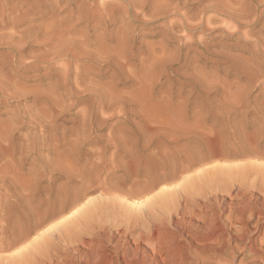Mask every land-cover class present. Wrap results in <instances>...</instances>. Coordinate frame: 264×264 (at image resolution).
I'll return each instance as SVG.
<instances>
[{"label": "bare ground", "instance_id": "1", "mask_svg": "<svg viewBox=\"0 0 264 264\" xmlns=\"http://www.w3.org/2000/svg\"><path fill=\"white\" fill-rule=\"evenodd\" d=\"M60 1L0 0V264H264V0Z\"/></svg>", "mask_w": 264, "mask_h": 264}, {"label": "rangeland", "instance_id": "2", "mask_svg": "<svg viewBox=\"0 0 264 264\" xmlns=\"http://www.w3.org/2000/svg\"><path fill=\"white\" fill-rule=\"evenodd\" d=\"M64 1H65V0H61L60 2H58V6H61V7L63 8V6H65V4H66V2H64ZM90 1H91V3L94 2V0H90ZM99 1H100V0H96V1L94 2V4H95L96 2H98V4H100L101 1H100V3H99ZM62 2H63V3H62ZM102 2H104V1H102ZM64 3H65V4H64ZM12 4H13V3H12ZM59 4H60V5H59ZM62 4H64V5H62ZM61 7H60V8H61ZM15 14H16V13H15ZM15 14H14L13 16H15ZM172 17H173V18L175 17V18L177 19V15H174V16H172ZM172 17H171V19H173ZM175 18H174L173 20H176ZM224 20H225V19H224ZM222 21H223V19L220 20V21L218 20V21H216V23H215V22L212 23V26H213V27L218 26L220 23H221V24L223 23ZM226 21H227V20H226ZM219 22H220V23H219ZM227 22H228V21H227ZM227 22H226V23H227ZM218 23H219V24H218ZM226 23H225V24H226ZM221 24H220V26H222ZM223 25H224V24H223ZM244 27H245V28H244ZM244 27H240V28H241V31H240V28H239V27H238L237 29H236L235 27H233V28H231V31H236V32H237V30H238L237 33L239 34L240 32H242L243 29H245V33H244V30H243V34L245 35V39H244V35H243L242 33H240L239 35H240V38H241V39H244V40L246 41V35L248 34V32H249V33H252L254 30H257V28H254V29L251 28L252 30L249 31V30H247V29H249V28H247L246 26H244ZM242 28H243V29H242ZM107 29H108V30H111L112 28L110 29V27H108ZM233 29H235V30H233ZM201 30H202V29H200V30H198V31H196V32H193V33H190V32L188 33V32H187V34H190V35H187V34H186V35L188 36V38L191 36V39H192V37H193L192 40H193L196 44L198 43V44H197V45H199V46H198V49L196 48L195 50H198V51L201 50L200 52H202V51H204V50L206 49V46H208L209 48H208V47H207V48L209 49V51H211V50H212V51H214V50H219L218 48H220V47H225V48H223V49L220 48V50L222 49V50L225 51V52L228 51V48H229V47L226 48V46H224V45H220V44L218 45V43H217L219 40H221V39H219V36H220V38H221V35H222V34H220V35L218 36L217 34H219V33H221V32L217 31V32H216L217 34H216L215 32H211L210 30H209V32H208V30H206V31L203 30V31L201 32ZM229 30H230V29H229ZM146 32H147V31H146ZM146 32H145V31H144V32H143V31H142V32H141V31H138V33H137V35H136V37H137V38H136V39H137V41H136L137 44H135V47H136V48H137V47H140V46H143L144 44L146 45V44H148V43H150V45H152L153 41H156V40L158 39L157 37H154V38H153V37H147V36H146V34H147ZM218 32H219V33H218ZM213 33H214V34H213ZM246 33H247V34H246ZM144 34H145V35H144ZM253 34H254V32H253L252 34H248V35H247V38L249 37V39H247V40H250V39L253 37V36H252ZM186 35H185V36H186ZM192 35H194V36H192ZM200 35H201V36H200ZM211 35H212V36H211ZM250 35H251V36H250ZM187 36H186V38H187ZM209 36H211V37L209 38ZM214 36H215V37H214ZM241 36H243V38H242ZM183 37H184V35H183ZM198 37H199V39H198ZM200 37H202L201 40H200ZM233 37H234V38H233ZM196 38H197V39H196ZM231 38H232V39H231ZM231 38L225 40L224 43H225L227 46H228V45H234V44L238 41V39H239V37H237V35H236V36L233 35ZM235 38H236V39H235ZM140 39H141V41H140ZM189 39H190V38H189ZM194 39H196V40H194ZM203 39H204V40H203ZM208 39H209V40H208ZM218 39H219V40H218ZM147 40H148L149 42H148ZM152 40H153V41H152ZM199 40L202 41L203 46H202L201 43H199V42H200ZM206 40H207V41H206ZM212 40H214L213 43L216 42V41H217V42L213 44V43H212ZM143 41H144L145 43H144ZM208 41H209V42H208ZM235 41H236V42H235ZM245 41H240L239 46H240V45H241V46L245 45V44H241V43H244ZM138 42H139V43H138ZM142 42H143L144 44H142ZM147 42H148V43H147ZM151 42H152V43H151ZM207 42H208L210 45H209V44H208V45H207V44L204 45V44L207 43ZM210 42H211V43H210ZM229 42H230V43H229ZM139 44H141V45H139ZM137 45H138V46H137ZM214 45H215V46H214ZM216 45H217V46H216ZM148 46H149V45H148ZM204 46H205V47H204ZM219 46H220V47H219ZM210 47H211V48L214 47V49H211ZM199 48H200V50H199ZM215 48H216V49H215ZM230 48H231V49H230ZM230 48H229V51H228V52H231L232 50L234 51V53H233V51H232L231 54H235V53L237 54V50H238V53L241 52L238 48H236V47H234V46H231ZM208 49H207V50H208ZM210 49H211V50H210ZM241 53H242V52H241ZM241 53H240V54H241ZM242 55H244V54H242ZM209 58H214V57H211V56H210ZM208 60H213V59H208ZM175 67H176L177 69H182V71H183V68H181V64H180V65L178 64V65H176ZM94 68L97 69V66H95ZM206 68H208L209 70L206 69ZM206 68H205L206 72H208V73L210 74V76H211V75L214 73V71L212 70L211 66L208 65ZM210 69H211L212 72L210 71ZM179 71H181V70H179ZM218 72H219V74H218ZM218 72H216L218 76H215V75L213 74V75H214L213 78H212L213 75H212L211 77H207V76H209V75H207V74H208V73H207V74H206V77H204V79H205V83L207 84L206 89L209 90L208 93L211 94L213 97H214L215 95L217 96V95L220 93V95H218V98H219V96H221V91H222V90H221V87L218 86V85H220V84H219L218 80H216V78L218 77V79H222V78H223L222 76H224V75H223V72H222V71H218ZM220 73H221V74H220ZM220 75H221V77L219 78ZM231 76H232V77H231ZM231 76H230V80L233 79L234 75H231ZM104 78H105V77H104ZM207 78H208V79H207ZM210 78H211V79H210ZM213 79H214V81H213ZM210 80H211V81H210ZM215 81L217 82L218 85H216V82H215ZM261 82H262V81H260V82L258 83V86H257V87H255V88L252 89L251 95H254V96H255V95H257L256 93H258V94L261 93L260 95H262V96H260V98L262 97L261 100H263V99H264V97H263V95H264V89H262V88H264V82H262L263 84H262ZM211 83H212V84H211ZM215 85L218 86V87L215 88V87H216ZM211 86H212V87H211ZM209 87H210V89H209ZM259 87H260V89H259ZM254 89H255V91H254ZM256 89H257V90H256ZM261 89L263 90V92H260V91H262ZM211 90H212V92L210 93ZM216 90H221V91H220V92H219V91L217 92ZM259 90H260V91H259ZM214 92H215L216 94H215ZM254 92H255V94H254ZM254 96H250V97L253 99ZM260 102H261V101H260ZM78 107H79V105H78ZM78 107L76 106V107H75L70 113L72 114V113L76 112L77 109H78ZM2 108H3V107H2ZM2 108H0V122H3V121L6 120V116H7L6 113H8V110H7V109H6V111H5V109L3 108V110H4V111H3ZM11 108H12V107H10L9 109H11ZM75 110H76V111H75ZM73 111H74V112H73ZM4 112H5V113H4ZM69 116L72 117V115H69ZM69 116H68V114H66V115L62 116V119L67 121V120L69 119ZM3 119H4V120H3ZM211 123L213 124V122L210 121V122L207 123L208 126L206 125V127H209L208 129L206 128V130H208L207 132H209V133H210V131H211L212 128H213ZM64 124H65V125H70L69 122H65ZM210 124H211V127H210ZM213 125H214V124H213ZM216 129H217V132H216ZM216 129H215V130H212L213 132L210 133V135L208 134V136H207V137H209L208 139L206 138V142H207V141L210 142V145H211V146H210L208 142H207L208 144L206 143V145H207V147H208L207 149H208L209 154H211L212 156H216V155H217V156L215 157V161L218 162V163H221L222 161H223V162L226 161V162H228L227 164H230V162H232V164H230V165H233V164H235V163L237 164V162H238V164H244V163H246L247 159L244 160L243 158H240V157H231V156H230V157H229V156H227V157H222V156H224V155H227V154H228L227 152H230L229 154H231V153H232V150H233V152H234L237 148H236V146L234 145V142H233V144H231V145L233 146V148H232V146H231L230 144L227 143V140H225L227 137H226V138L223 137V136L225 135L224 131L226 132V130H227V132H228V134H229V129H228V128H227V129H224V131H223V130L221 131V130H219L218 128H216ZM36 130H37V129H34L33 131H32V129L21 130L18 134L15 135V137H16V138H18V137H22L24 133L26 134V133H29V132H31L30 135L33 136V132H35ZM219 131H221L223 134H221V132H219ZM214 132H216V133L214 134ZM227 132H226V133H227ZM218 133L221 134V136L223 137V138L221 137V140H219L220 136L218 135ZM211 134H212V136H211ZM228 134H227V135H228ZM227 135H225V136H227ZM214 136H216V137H214ZM212 137H213V138H212ZM215 138H216V139H215ZM224 138H225V139H224ZM211 139H212V140H211ZM16 140H17V139H15V141H16ZM220 141H221V142L223 141V142H222V145H226V144H227V148H226L227 150L224 148V151H226V152L223 151V148H222L223 146H222L221 144H220V145H217V144H219ZM224 141H225V142H224ZM212 142H216V143L218 142V143H217V144H216V143L213 144ZM223 143H224V144H223ZM96 144L99 145V143H91L90 145L86 146V148L84 149L85 151H83V152H86V150H88L89 148H90V149H91V148H96V147L98 146V145L96 146ZM208 145H209L210 147H209ZM95 146H96V147H95ZM220 146H222V147H220ZM228 146H229V148H230L229 150H228ZM209 148H210V149H209ZM220 148H221V149H220ZM37 153H38V154H41V153H44V152H43L42 150H40V151H38ZM232 154H233V153H232ZM234 154H235V152H234ZM218 155H220V156H218ZM217 158H218V159H217ZM239 159H240V160H239ZM231 160H232V161H231ZM29 161H30V163H31V160H28V162H29ZM244 161H245V162H244ZM250 161H251V162H255L253 159H249V161H247V163L250 162ZM259 161H260L261 163H264V159H261V160H259ZM259 161H258V162H259ZM223 162H222V163H223ZM226 162H225V163H226ZM50 180H51V181H55V179L53 180V177H51ZM56 181H57V180H56ZM62 181H63V180H60V181H57L58 183H56V182H55V183H56V184H59V183L62 182ZM42 185H47V183L44 182V183H42ZM227 252H228V253H227ZM227 252H226V254L228 255L229 259L232 261L233 264H238L239 262H241V261H243V260H245V259L247 258L246 252H245V251H242L241 249H240V250H237L236 252H231L230 250H228ZM232 254H233V255H232ZM242 258H243V259H242ZM244 258H245V259H244ZM240 259H241V261H239ZM239 264H240V263H239Z\"/></svg>", "mask_w": 264, "mask_h": 264}]
</instances>
